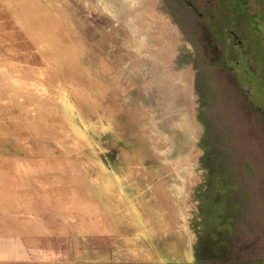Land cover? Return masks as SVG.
I'll use <instances>...</instances> for the list:
<instances>
[{
	"label": "rangeland",
	"instance_id": "1",
	"mask_svg": "<svg viewBox=\"0 0 264 264\" xmlns=\"http://www.w3.org/2000/svg\"><path fill=\"white\" fill-rule=\"evenodd\" d=\"M1 1L0 110L21 114L34 139L56 147L43 154L69 165L65 182L74 190L135 194L134 209L105 213L104 220L152 229L149 251L138 242L136 254L189 264L184 207L198 199L194 264H264V114L236 68L247 52V71L262 57L264 76V49L261 56L253 46L240 6ZM253 1L264 9V0ZM146 9L168 16L166 28L148 20L138 28ZM186 113L198 137L182 146L195 171L183 184L164 150Z\"/></svg>",
	"mask_w": 264,
	"mask_h": 264
},
{
	"label": "crops",
	"instance_id": "2",
	"mask_svg": "<svg viewBox=\"0 0 264 264\" xmlns=\"http://www.w3.org/2000/svg\"><path fill=\"white\" fill-rule=\"evenodd\" d=\"M23 120L0 110V264L169 263L136 254L138 242L150 249L149 227L105 222V213L134 209V193L74 190L69 165L43 154L56 147L40 144Z\"/></svg>",
	"mask_w": 264,
	"mask_h": 264
},
{
	"label": "bare ground",
	"instance_id": "3",
	"mask_svg": "<svg viewBox=\"0 0 264 264\" xmlns=\"http://www.w3.org/2000/svg\"><path fill=\"white\" fill-rule=\"evenodd\" d=\"M2 1H4V0H2ZM1 1V2H2ZM11 1V0H10ZM13 1V0H12ZM17 1V0H16ZM19 1L20 0H18V3H19ZM126 1V3H127V5H128V7H134L135 6V4H137V3H139V1H141V0H125ZM4 2H6V0L4 1ZM125 3V4H126ZM1 6V5H0ZM2 7V6H1ZM2 8H4V7H2ZM1 10V9H0ZM4 10H6L5 8H4ZM123 10V9H122ZM2 11V10H1ZM4 12V11H3ZM118 12H120L119 11V8H118V6H116V4H112L111 5V13L112 14H114L115 16H117V13ZM2 13V12H1ZM144 13V14H143ZM143 13L142 14H140V15H138V24H137V27L138 28H140V24L143 22L144 23V20H148V21H150L151 23H152V25H155V24H157L158 25V27H160L161 29H165L166 27H165V25H167V23H168V21H169V19H168V16H166L165 14H163V13H161L160 11H156V10H154V11H147V9L146 10H144L143 11ZM154 22H155V24H154ZM1 27V26H0ZM160 31V30H159ZM168 35H169V33H167ZM1 35V34H0ZM161 37V40H163L162 42H164V40H165V38L161 35L160 36ZM189 46V45H188ZM2 47H4V46H2ZM189 48H191L190 46H189ZM8 54V53H7ZM4 56H6L5 54H4ZM8 62V61H7ZM39 63V62H38ZM38 63H37V65H38ZM46 63V62H45ZM48 63H49V61H48ZM36 64V63H35ZM43 65V64H42ZM15 68V67H14ZM35 68V67H34ZM40 68H42V67H40ZM29 70H32V69H29ZM32 71H34V69L32 70ZM31 71V73H33ZM35 71H37V69L35 70ZM8 72H10V71H8ZM17 73V72H16ZM21 74V73H20ZM49 74H51L50 72H49ZM23 76V75H22ZM32 76H34L33 74H32ZM31 76V77H32ZM63 76V75H62ZM65 77H66V75H64ZM15 77V76H14ZM17 77V76H16ZM15 77V78H16ZM57 77V76H56ZM22 78H24V77H22ZM21 78V79H22ZM24 79H26V78H24ZM35 78H33V80H34ZM45 79V78H44ZM54 79V78H53ZM57 79H60V78H57ZM28 80V79H27ZM56 80V79H55ZM54 81V80H53ZM55 82L56 81H54L53 83H54V85H56L55 84ZM66 82V81H65ZM52 84V83H51ZM61 87H63V88H65V85L64 86H62L61 85ZM44 88V87H43ZM46 89H48V86H47V88ZM70 89V88H69ZM4 90V89H3ZM58 90V89H57ZM59 91H60V89H59ZM63 91V90H62ZM3 92H1L0 94H2ZM6 94V93H5ZM8 94V93H7ZM30 94V93H29ZM13 95H15L14 93H13ZM1 96H3V94L1 95ZM5 96V95H4ZM15 97V96H14ZM3 98V97H2ZM11 98V97H10ZM16 98V97H15ZM6 99V98H5ZM17 99V98H16ZM26 99V98H25ZM28 100V99H27ZM25 103L26 102H28V103H30L31 102V100L30 101H24ZM34 103H35V100L33 101ZM77 102H78V100H77ZM80 102V101H79ZM27 103V104H28ZM26 104V106H28L29 107V105H27ZM33 103H31L30 105L31 106H33L32 105ZM36 104V103H35ZM81 103H79V105H80ZM40 105V104H39ZM30 106V107H31ZM80 106H82V105H80ZM42 106H39V108L40 109H42L41 108ZM32 108H34V107H32ZM82 108V107H81ZM45 109H47V108H45ZM31 110H34L35 111V109H31ZM49 110V109H48ZM42 111V110H41ZM32 113V112H31ZM148 114H150V117L149 118H152V116H151V112H149ZM45 115H47L48 116V114H45ZM51 115V114H50ZM188 116H190L191 117V122L189 121V119H188ZM28 117V116H27ZM49 117V116H48ZM52 118V117H51ZM31 119V118H30ZM43 119H46V120H48L47 119V117H45V118H43ZM49 119H50V117H49ZM193 118H192V115H190L189 113H186L185 114V116H183L182 117V119H181V121L178 123V125H177V131L175 132V137H167L166 136V139L167 140H171V142H172V144L173 145H171L169 148H167V149H165L164 150V157L166 158V160L167 161H170V162H172L173 163V165H174V168H175V172H176V176H177V178L179 179V180H181V182H183V184H185V181L187 180V177H189V178H191V176H193L194 174H195V171L192 169L193 168V166L191 167V165H192V160L190 159V155H186L184 152H183V150H182V146L184 145V144H186V143H189V141L190 140H194V141H196L197 140V137H198V128H197V124H195L194 123V121L192 120ZM28 120V119H27ZM63 120V119H62ZM31 122V121H30ZM48 122H50V120H48ZM69 127V126H68ZM49 128V127H48ZM56 128H58V127H56ZM157 128H158V126H157ZM62 129H65V128H62ZM68 131V130H67ZM40 134V133H39ZM58 134H60V133H58ZM64 134V133H63ZM74 134V133H73ZM61 135H62V133H61ZM60 135V136H61ZM44 136V135H43ZM63 136V135H62ZM185 136H187V137H185ZM65 137V136H64ZM61 138H63V137H61ZM72 139V138H71ZM66 140V139H65ZM69 139H67V141H68ZM78 141V140H77ZM67 143V142H66ZM73 143V142H72ZM193 148V147H192ZM78 166H80V164L78 165ZM25 177V176H24ZM28 177V176H27ZM40 190V189H39ZM48 190V189H47ZM18 191V190H17ZM20 191V190H19ZM25 191V190H24ZM24 191H22V192H24ZM31 191V190H30ZM32 192V191H31ZM46 192H48V191H46ZM45 192V193H46ZM51 192V191H50ZM54 192V191H53ZM52 192V193H53ZM33 196V195H32ZM34 197H36L35 195H34ZM41 197V196H40ZM34 199V198H33ZM41 199V198H40ZM38 200H39V198H38ZM62 200V199H61ZM196 202H197V206L199 205V200L198 199H196L195 200V204H193V206H190L189 208L187 207V206H185L184 207V209H185V214H184V229L182 230L183 231V241L185 242V243H187L188 244V253H189V257H188V259H189V264H194V259H195V244H196V242H197V240L199 239V236L201 235V230H200V228H198V229H195V227L194 226H192V224H191V220H193V218H194V213H195V211L197 212L198 211V209H197V206H196ZM212 217V216H211ZM178 248H180V246H178L177 245V249ZM166 255V254H165ZM164 256V255H163ZM168 256V255H167ZM161 259L163 260V261H166L167 259L166 258H163V257H161Z\"/></svg>",
	"mask_w": 264,
	"mask_h": 264
},
{
	"label": "flooded vegetation",
	"instance_id": "4",
	"mask_svg": "<svg viewBox=\"0 0 264 264\" xmlns=\"http://www.w3.org/2000/svg\"><path fill=\"white\" fill-rule=\"evenodd\" d=\"M230 2L233 5L240 6L241 12H239L237 16L241 22L246 20L249 23L250 28L248 29L247 34L254 41L253 46L257 49V51H260V55L262 56L264 49V9H260V7H258L252 0H230ZM234 39H236L235 47L237 46L236 48H239L238 50H242L243 52V44L236 37H234ZM261 58L262 57H258L259 62L256 70L247 71L246 68L248 67V62L252 59V57L249 53L243 52L242 57L237 61L236 68L239 72H241V75L244 74L243 76L245 77L247 86L246 90L249 91V89H251L253 97L252 101L258 104L260 114H264V76L260 64ZM243 69L245 70L243 71ZM263 118L264 117L261 119L264 120Z\"/></svg>",
	"mask_w": 264,
	"mask_h": 264
},
{
	"label": "trees",
	"instance_id": "5",
	"mask_svg": "<svg viewBox=\"0 0 264 264\" xmlns=\"http://www.w3.org/2000/svg\"><path fill=\"white\" fill-rule=\"evenodd\" d=\"M250 1V0H249ZM253 1V0H252ZM230 2V1H229ZM231 3V2H230Z\"/></svg>",
	"mask_w": 264,
	"mask_h": 264
}]
</instances>
